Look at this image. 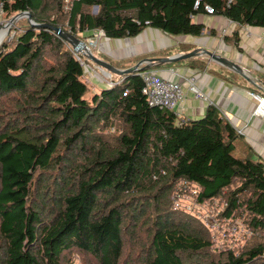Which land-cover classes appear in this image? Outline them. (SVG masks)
Wrapping results in <instances>:
<instances>
[{
	"label": "trees",
	"instance_id": "trees-1",
	"mask_svg": "<svg viewBox=\"0 0 264 264\" xmlns=\"http://www.w3.org/2000/svg\"><path fill=\"white\" fill-rule=\"evenodd\" d=\"M228 1L0 0L7 19L27 11L74 35L199 36L204 3L264 28V0ZM20 18L0 41V264H264V162L233 154L239 135L217 108L179 123L148 104L139 71L94 90L70 43ZM179 179L247 215L255 234L238 254L213 253L205 223L173 209Z\"/></svg>",
	"mask_w": 264,
	"mask_h": 264
},
{
	"label": "crops",
	"instance_id": "crops-1",
	"mask_svg": "<svg viewBox=\"0 0 264 264\" xmlns=\"http://www.w3.org/2000/svg\"><path fill=\"white\" fill-rule=\"evenodd\" d=\"M193 21L204 24L203 34L175 36L146 26L134 36L104 37L98 48L103 55L100 58L115 68L125 69L144 59L164 58L205 48L235 61L251 82L204 53L186 60L159 63L156 71L183 86L185 96L176 109L177 122L201 118L207 107L213 106L241 138L244 146L239 152L242 157L250 153L252 159L264 162V115L254 113L258 102L251 95L253 92L264 98V28L242 25L217 14L195 15ZM222 28H226V33H222ZM105 75L107 73L102 70L97 73L92 70L90 80L95 82V78ZM189 77L195 78V87L204 97L195 96L185 81Z\"/></svg>",
	"mask_w": 264,
	"mask_h": 264
},
{
	"label": "built area",
	"instance_id": "built-area-1",
	"mask_svg": "<svg viewBox=\"0 0 264 264\" xmlns=\"http://www.w3.org/2000/svg\"><path fill=\"white\" fill-rule=\"evenodd\" d=\"M74 1L77 0H63L64 8L68 9ZM197 5L198 0L195 3L196 8H198ZM203 9L206 14L215 15V10L211 5L204 3ZM2 14L3 4L0 2V32L5 31L3 38L12 25L10 26L9 19H4ZM145 23H148V21H145ZM221 31L223 34L226 33V28H222ZM93 33H95L94 35L103 34L101 30H96ZM262 41L264 49V33ZM90 43H95V41L90 40ZM77 58L80 60L78 56ZM138 75L143 83L142 93L146 96L149 105L171 110L174 114L178 113L176 109L185 96L183 86L180 83L164 79L154 70L140 71ZM188 83L195 96L204 97L195 87L194 77L189 78ZM251 95L258 102L254 113L263 116L264 98L253 92H251ZM200 190L199 185L195 182L179 179L171 194L173 209L187 213L204 222L211 235L212 248L216 246L220 248L218 251H233L235 254L246 240L255 234V231L251 228L248 220L243 216H239L236 211L225 214L228 203L224 198L212 197L202 201L198 200Z\"/></svg>",
	"mask_w": 264,
	"mask_h": 264
},
{
	"label": "water",
	"instance_id": "water-1",
	"mask_svg": "<svg viewBox=\"0 0 264 264\" xmlns=\"http://www.w3.org/2000/svg\"><path fill=\"white\" fill-rule=\"evenodd\" d=\"M20 17H26L31 25H36L37 27H44V26L49 27V28L51 27L50 25L45 24V23L34 24V22L32 21L31 14L27 11L18 12L13 17H11L9 19L10 26L13 25L15 20L20 18ZM51 28H53L54 32L59 34L65 41L70 43L75 52L82 53L88 59L93 61L95 64L99 65L100 68L107 73L112 72V73L118 74L120 76H125V75L131 74L133 72H138L141 69L140 64L143 61L147 62L146 66H151L152 64H155L156 62L157 63L170 62V61L171 62H177L180 60H186V59L193 57V56L200 55V53H204V54L210 56L217 63L221 64L223 67H227L228 69L232 70L233 72H235L238 75H240L241 77H243L245 80L251 82L250 77L243 72V69L241 68V66L238 63L227 58L226 56L220 55L218 53H215V52L208 50V49H205V48H196V49H193L192 51L184 53V54H175V55H171L169 57H164V58L163 57H155V58L144 59L143 61H138L136 64H134L130 67H127L125 69L115 68L110 63L106 62L105 60L100 59V58L96 57L95 55H93V53L88 49L85 41L82 40L81 38H79L76 35L71 34V33H65L60 28H57V27H51Z\"/></svg>",
	"mask_w": 264,
	"mask_h": 264
},
{
	"label": "rangeland",
	"instance_id": "rangeland-1",
	"mask_svg": "<svg viewBox=\"0 0 264 264\" xmlns=\"http://www.w3.org/2000/svg\"><path fill=\"white\" fill-rule=\"evenodd\" d=\"M97 10L95 9V7H92V12L93 13H95ZM2 15H5V14H2ZM54 15V14H53ZM4 19H7V18H5L4 17ZM27 24H26V19L25 18H19V19H16L15 20V24H13L12 26H11V28L7 31V34H6V40L7 41H9L10 39H12V37H13V35L16 33V32H18L19 30H20V28H23L24 26H26ZM152 27V26H151ZM65 29L66 30H68V31H71V29L69 28V26L67 25H65ZM95 30H93L92 31V33L90 32V33H81V32H76V35H77V37H79V38H81L82 40H84L85 41V43H86V45H87V47H88V49L93 53V55H95L96 57H98V58H103L102 56V52H100L99 51V43H100V41H101V39H104V35L102 34V35H94L95 33H93ZM90 40H93V41H95V43H90ZM69 46V45H68ZM70 47V46H69ZM70 49H71V51L73 50L71 47H70ZM75 54L80 58V60H81V64L89 71V74L90 75H92V70H93V72H98V70H102L101 68H100V66L99 65H97V64H95L94 62H92L91 60H89V59H87L86 57H85V55H83L82 53H79V52H75ZM81 57H82V59H81ZM100 58V59H101ZM147 65V62L146 61H143L141 64H140V67H141V69L139 70V71H145V70H154V71H156V69H157V63H155V64H152L151 66H146ZM104 73H107V72H105L104 70H102ZM109 73V72H108ZM108 73H107V76L105 75V76H101V77H98V78H95L96 79V81L95 82H93V80H90V82L93 84V87H94V90H96L97 89V87H99V88H101V87H103V86H106V85H109V84H117V83H120V82H122V80H123V78H122V76H120V75H117V74H115V73H109V75H108ZM156 73L157 74H159L157 71H156ZM160 75V74H159ZM161 76V75H160ZM162 77V76H161ZM164 78V77H163ZM189 78H192V77H189ZM189 78H186L185 79V81L188 83V79ZM91 79V78H90ZM164 79H167V78H164ZM169 80V79H168ZM89 81H87V83H90ZM175 82V81H174ZM177 83H179V82H177ZM181 84V83H180ZM189 84V83H188ZM93 90V89H92ZM146 97V96H145ZM181 104V103H180ZM180 106V105H179ZM235 142H236V148L233 150V154L236 156V157H242V154H240V149L244 146V144H243V142H242V140H241V138L240 137H237L236 139H235ZM176 184V183H175ZM172 194V193H171ZM241 212H243V211H238L237 212V214L239 215V216H243V217H245V219L246 220H248V217H247V215L245 214V213H241ZM210 237H211V235H210ZM249 239H251V238H249ZM249 239H247L246 240V242L244 243V245L239 249V250H237L238 252H236V254H238L244 247H245V245L248 243V241H249ZM212 241V240H211ZM218 249H220V248H217L216 246H213V248H212V246H211V251L213 252V253H218L219 251H218ZM221 251H223V250H221ZM74 259H75V262H76V264H78L79 263V258L77 257V256H75L74 257Z\"/></svg>",
	"mask_w": 264,
	"mask_h": 264
},
{
	"label": "bare ground",
	"instance_id": "bare-ground-1",
	"mask_svg": "<svg viewBox=\"0 0 264 264\" xmlns=\"http://www.w3.org/2000/svg\"><path fill=\"white\" fill-rule=\"evenodd\" d=\"M4 33H5V31H1L0 32V40H1V38H2V36L4 35ZM158 107V106H157ZM160 108V107H159ZM161 109H164V108H161Z\"/></svg>",
	"mask_w": 264,
	"mask_h": 264
},
{
	"label": "clouds",
	"instance_id": "clouds-1",
	"mask_svg": "<svg viewBox=\"0 0 264 264\" xmlns=\"http://www.w3.org/2000/svg\"><path fill=\"white\" fill-rule=\"evenodd\" d=\"M215 15H216V14H215ZM220 34H221V31H220ZM139 72H140V71H139ZM139 72H138V73H139Z\"/></svg>",
	"mask_w": 264,
	"mask_h": 264
}]
</instances>
